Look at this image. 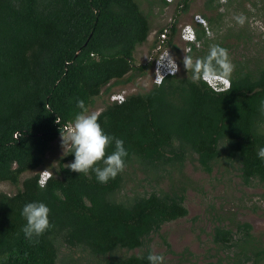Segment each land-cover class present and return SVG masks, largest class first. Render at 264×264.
<instances>
[{"label":"trees","instance_id":"1","mask_svg":"<svg viewBox=\"0 0 264 264\" xmlns=\"http://www.w3.org/2000/svg\"><path fill=\"white\" fill-rule=\"evenodd\" d=\"M226 1L227 11L255 14L244 17L237 38L248 43L250 31H258L255 37L264 39L256 18L264 12V0ZM177 3L172 20L158 34L161 41L166 33L161 46L176 53L178 19L190 0ZM222 4L206 0L207 9ZM204 16L210 33L195 24L200 47L192 45L187 55L204 57L212 44L227 48L235 65L227 91L192 83L184 69L146 91L127 93L122 103L108 99L97 114L105 132L124 141L129 152L125 171L101 184L92 172L68 168L75 154L66 150L55 166L50 164L51 177L41 189L39 173L47 169V151L61 136V127L81 111L77 100L83 99L89 110L115 85L153 68L154 59L134 60L137 46L151 31L150 14L138 0H0V183H21L13 194L0 192V264H149L151 235L189 213L185 199L191 178L171 177L167 189L120 199L135 166L147 174L145 179L159 183L173 169L183 171L190 157L208 173L224 159L238 166L244 184L257 180L264 185V160L257 155L264 147V62L246 51L234 55L236 45L227 42L234 20L215 40L214 17ZM113 150L114 145L109 153ZM26 172L32 173L21 180ZM36 201L50 207L55 225L38 243L25 238L21 215L26 203ZM223 224L220 218L215 222L212 241L220 250L237 248L223 264H264V247L255 242L250 222L230 219L239 239L232 226ZM164 242L170 246L165 237ZM63 245L82 247L93 258L87 263L63 258Z\"/></svg>","mask_w":264,"mask_h":264},{"label":"rangeland","instance_id":"2","mask_svg":"<svg viewBox=\"0 0 264 264\" xmlns=\"http://www.w3.org/2000/svg\"><path fill=\"white\" fill-rule=\"evenodd\" d=\"M142 8L150 14L151 31L147 40L137 46L134 52L135 63H144L150 59H154L158 51V34L161 28L165 27L177 11V2L174 0L171 4L164 6L161 0H138ZM261 1V0H259ZM221 2V0H220ZM227 2V1H226ZM213 9H207L206 0H190L188 10L181 13L178 19V28L193 21L194 14L206 13L214 17L213 35L215 40H221L224 36L223 30L227 23L232 22L236 27L231 31V36L227 42L235 44L236 50L234 55H239L241 52H248L253 60H261L264 62V39L255 37L258 31H250L252 39L246 43L237 38L241 24L236 20L237 16L254 17V11L250 14H241L240 8L236 12L227 11V3ZM222 3V2H221ZM246 5H250L246 3ZM218 12L223 15L217 19L215 16ZM206 16V15H205ZM259 22L264 30V12L256 14ZM207 17V16H206ZM235 18V19H234ZM212 29V28H211ZM228 32V31H227ZM179 52L172 50L174 56L180 62V72L184 71L183 63L184 57L187 54L185 44L179 38L178 34ZM163 49V48H160ZM159 49V50H160ZM152 69L150 72L142 77L123 84L115 85L110 92L102 94L90 106V112L98 113L109 101V95L114 91L126 90L128 93L143 92L149 89L152 84ZM66 151L61 144V136H58L51 142L50 148L47 151V162L44 168L51 170L50 164L54 166L57 160ZM221 164H217L213 172L208 173L199 167V163L190 157L184 165L183 171L173 169L172 173L166 174L165 178L159 183L145 179L147 174L143 172L140 167L130 168L128 177L130 181L127 183L124 190H122L118 197L126 199L135 193L150 192L151 190L159 189L160 187L167 189L173 183L172 179H177L180 176H188L191 178V183L186 190L185 204L189 209V213L176 220L165 223L159 232L151 235V246L157 253H162L166 257L167 264H223L228 258L229 254H233V249L220 250L212 241V231L215 222L220 218L223 225H230L233 227L235 239L241 237L235 224H230V219H239L252 223V232L255 235V242L264 247V185L254 180L252 184H244L238 171L236 164H228L226 160L221 159ZM43 169V168H42ZM32 172H26L21 176V180L29 176ZM153 177V175H149ZM21 186V183L19 184ZM19 186L10 182L0 183V192L4 191L10 194L17 192ZM164 237L169 242L170 246L164 242ZM61 256L80 258L81 263H87L93 258L82 247H68L63 245L61 247Z\"/></svg>","mask_w":264,"mask_h":264},{"label":"clouds","instance_id":"3","mask_svg":"<svg viewBox=\"0 0 264 264\" xmlns=\"http://www.w3.org/2000/svg\"><path fill=\"white\" fill-rule=\"evenodd\" d=\"M221 2L224 3L226 0H221ZM236 20L243 25L242 16H237ZM186 38L196 43L197 48L200 47L190 29ZM166 58H168L171 71L173 73L178 71L179 66L169 55L162 58L160 62L163 63ZM183 63L185 69L191 73L189 78L192 83L204 82L210 86L214 80L228 85L235 68L228 49L218 44L210 45L208 54L204 57L194 58L186 54ZM156 83L160 85L162 80L157 78ZM221 90L227 91V88ZM76 106L81 111L75 115L71 124L60 129L62 147L65 151L70 150V153L75 154L74 162L68 164L67 167L79 174L89 175L92 172L99 183L106 184L125 171L129 152L122 139L105 132L99 122L98 114L90 112L83 99L77 100ZM113 145L114 150L109 153V148ZM257 155L264 160V147L258 150ZM40 187L41 189L46 187L44 182L40 183ZM50 212V207L44 202H29L24 205L21 215L25 218L26 224L22 231L27 240L38 243L39 237L55 227L50 220ZM138 258L144 259L145 257ZM146 259L149 264H167L166 257L154 249L149 251Z\"/></svg>","mask_w":264,"mask_h":264},{"label":"built area","instance_id":"4","mask_svg":"<svg viewBox=\"0 0 264 264\" xmlns=\"http://www.w3.org/2000/svg\"><path fill=\"white\" fill-rule=\"evenodd\" d=\"M167 1L173 2L174 0H167ZM195 24L203 25L207 29V32L210 33L208 23H207V19L205 18V16L202 13L194 14L193 22H189V23L184 24L180 28L179 33H178L180 40L182 42H184V44H185V49L187 52L191 50L192 45H196V43H194V42H192L186 38L189 35V29L191 30V33L195 36L196 41L200 45V42L197 38V31H196ZM164 38H166L165 32H163L161 34V41H163ZM160 42L158 45V51L159 52L157 53V55L154 58V63H153V68H152V73H153L152 81L154 84H157L156 83L157 78L161 79L163 82L166 77H168L170 75L178 74L180 72V62L174 56L172 50L170 48H167V47L166 48L162 47L161 46L162 42L161 43ZM160 48H163V49H160ZM168 55H169V57L173 58L175 60V62L177 63V65L179 66V70L176 71L175 73H173L171 71V68H170L169 63H168V58H166L164 60V62L161 63L162 58H165ZM230 83H231V81H230ZM230 83L228 85H224L219 80H214L211 82V86L209 84L208 85L210 87H212L213 89H216L215 91H222L221 89L229 88ZM127 93L128 92L126 90L114 91L109 95V100L112 102L122 103L123 101L126 100ZM50 177H51V171L49 169H42L39 173V183L44 182V184H46L47 180Z\"/></svg>","mask_w":264,"mask_h":264},{"label":"flooded vegetation","instance_id":"5","mask_svg":"<svg viewBox=\"0 0 264 264\" xmlns=\"http://www.w3.org/2000/svg\"><path fill=\"white\" fill-rule=\"evenodd\" d=\"M252 224V223H251Z\"/></svg>","mask_w":264,"mask_h":264}]
</instances>
